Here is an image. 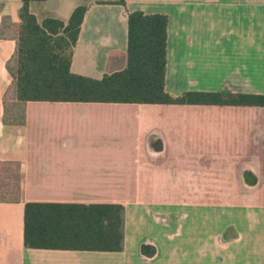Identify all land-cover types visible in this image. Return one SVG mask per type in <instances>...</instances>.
<instances>
[{"label": "crops", "instance_id": "obj_1", "mask_svg": "<svg viewBox=\"0 0 264 264\" xmlns=\"http://www.w3.org/2000/svg\"><path fill=\"white\" fill-rule=\"evenodd\" d=\"M46 0L38 23L85 7L72 74L126 65L127 14L167 16L165 90L264 95V0ZM21 0H0V264H264V107L18 105L7 64ZM80 135L122 143L80 147ZM123 207L120 252L26 249L23 206Z\"/></svg>", "mask_w": 264, "mask_h": 264}, {"label": "trees", "instance_id": "obj_2", "mask_svg": "<svg viewBox=\"0 0 264 264\" xmlns=\"http://www.w3.org/2000/svg\"><path fill=\"white\" fill-rule=\"evenodd\" d=\"M43 1L46 0H21L18 11L15 52L7 64L13 98L18 105L47 102L264 107V95L187 92L173 97L168 94L165 90L168 19L163 14H127L123 69L105 74L99 80L72 74V49L86 8L74 9L65 25L54 19L38 23L29 5ZM13 179L18 191L17 177ZM4 194L9 193L0 192ZM122 213L123 207L115 204L25 203L23 246L41 250L120 252Z\"/></svg>", "mask_w": 264, "mask_h": 264}, {"label": "rangeland", "instance_id": "obj_3", "mask_svg": "<svg viewBox=\"0 0 264 264\" xmlns=\"http://www.w3.org/2000/svg\"><path fill=\"white\" fill-rule=\"evenodd\" d=\"M80 147H85V146H93L95 144L94 142L96 141V145L102 144V145H109V144H119L120 142L122 143V139L117 136L113 138L105 137L102 136L101 138L96 139L91 137L90 135H80ZM0 192H6L8 191L9 194H4L0 195V198L2 200H16L19 198L20 195H18L17 189L13 186L14 184V174L13 170L11 169L10 166H2L0 165ZM10 179V184L9 181L7 180ZM16 183V181H15Z\"/></svg>", "mask_w": 264, "mask_h": 264}]
</instances>
